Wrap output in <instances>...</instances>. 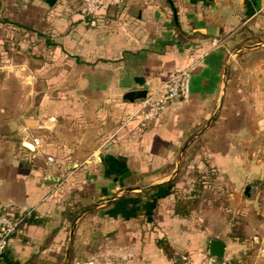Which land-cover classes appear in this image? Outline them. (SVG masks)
Returning <instances> with one entry per match:
<instances>
[{"label":"crops","instance_id":"obj_1","mask_svg":"<svg viewBox=\"0 0 264 264\" xmlns=\"http://www.w3.org/2000/svg\"><path fill=\"white\" fill-rule=\"evenodd\" d=\"M45 4L31 68L14 65L15 87L0 80V210L39 221L9 239L0 264H171L157 240L196 264L212 238L230 264L264 232V0H117L92 18ZM182 68L181 98L142 124L139 98ZM205 168L228 187L242 240L229 222L217 236L215 219L174 214L175 190L155 188ZM246 185L263 218L231 209L247 206Z\"/></svg>","mask_w":264,"mask_h":264},{"label":"rangeland","instance_id":"obj_2","mask_svg":"<svg viewBox=\"0 0 264 264\" xmlns=\"http://www.w3.org/2000/svg\"><path fill=\"white\" fill-rule=\"evenodd\" d=\"M53 1L65 4L69 3L71 4V13H76L84 18H92L106 14L107 8L117 0H95L97 6L91 11H87L86 9V3L91 0ZM45 2V0H0V80H3V77H7V81H9L8 87H15V78H17L14 68L15 64L23 63V65H27L28 69L31 68L35 55H32L30 47L32 43H36L38 38H41L36 34V29L39 26L37 22L39 18L48 16L50 10L48 4H45ZM64 11L61 8L57 9V14L61 15ZM41 30L45 31L44 33L47 31L46 28ZM38 56L43 60H47V57ZM24 69L18 76L20 80H25L26 77L31 76V73L27 72V68ZM10 92L12 91L10 90ZM6 96H10V93H5L3 98H6ZM215 176L207 168L201 170L190 169L188 172L185 169L181 170L177 173L176 178L182 177L185 180H181L182 182L180 181L177 187L174 186L171 192L175 190L174 197L189 195L190 198L195 200L193 209L199 212L201 224H207L208 220L215 219L217 236H223L222 227H220L222 223L219 222L220 219L221 221L230 223L231 233H229V237L236 236L239 238L238 240H242L246 236L241 233V215L234 212H225V209L230 208L228 201L225 199L229 190L226 185L219 184L215 180ZM239 195L243 203H247V206L235 202L232 203L231 209L236 207L241 212L243 208H247L252 213V216L255 215L263 218L259 214L260 212H258L263 202L259 199L260 195L257 196V193L253 194L251 186L249 196H244L243 192H239ZM245 197H248L249 200L244 201ZM262 209H264V206ZM210 211H217V213L214 216H209ZM261 231L251 234L250 236L253 235V238L248 237L249 247L237 253L230 264H255V260L261 258V252L264 249V245L261 244L262 240L258 239L264 233Z\"/></svg>","mask_w":264,"mask_h":264},{"label":"built area","instance_id":"obj_3","mask_svg":"<svg viewBox=\"0 0 264 264\" xmlns=\"http://www.w3.org/2000/svg\"><path fill=\"white\" fill-rule=\"evenodd\" d=\"M96 1L91 0L86 3L87 11L96 8ZM213 45H218L219 41L215 38L211 40ZM188 68L179 69L172 74L159 86L145 94L144 98L137 104L135 114L139 116L142 124L155 119L163 105L178 101L182 96V86L188 77ZM37 141L33 140L32 144ZM52 159L49 158V161ZM31 210H0V255L4 252L9 239L25 225V218L29 216ZM182 264H190L183 260ZM196 264H229L224 258L206 255L202 262Z\"/></svg>","mask_w":264,"mask_h":264},{"label":"trees","instance_id":"obj_4","mask_svg":"<svg viewBox=\"0 0 264 264\" xmlns=\"http://www.w3.org/2000/svg\"><path fill=\"white\" fill-rule=\"evenodd\" d=\"M47 3L51 4L54 1L53 0H45ZM45 43L48 45L49 42L45 40ZM174 187V180L169 179L163 183H160L155 186V188L160 189L162 193L167 194L170 193L172 188ZM195 200L193 198H190L188 195H184L183 197L175 198L174 200V206H173V212L177 215H186L189 213L190 210L194 208ZM39 221L34 218L33 213L31 212L28 217L25 218V224H31V223H38ZM156 244L158 247H160L163 252L167 255L169 258H173V261L171 264H181V257L175 256L172 254V251L169 249L168 245L163 242V240H157ZM3 253L0 255L2 256ZM228 262V260H226ZM5 262L9 264H16L15 262H10L8 260H5ZM229 263V262H228Z\"/></svg>","mask_w":264,"mask_h":264},{"label":"water","instance_id":"obj_5","mask_svg":"<svg viewBox=\"0 0 264 264\" xmlns=\"http://www.w3.org/2000/svg\"><path fill=\"white\" fill-rule=\"evenodd\" d=\"M142 99L143 98H139V100H142ZM16 139L19 140V138H16ZM24 143L25 142L22 141V144L26 146ZM249 189H250V185L244 186V189H243L244 196H249ZM223 249H224V243L220 240L212 238L208 242L207 254L210 256L221 258L223 256Z\"/></svg>","mask_w":264,"mask_h":264}]
</instances>
